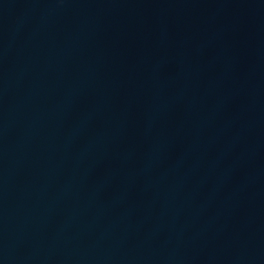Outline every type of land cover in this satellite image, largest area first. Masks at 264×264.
Segmentation results:
<instances>
[{
    "label": "water",
    "instance_id": "obj_1",
    "mask_svg": "<svg viewBox=\"0 0 264 264\" xmlns=\"http://www.w3.org/2000/svg\"><path fill=\"white\" fill-rule=\"evenodd\" d=\"M0 264H264V0H0Z\"/></svg>",
    "mask_w": 264,
    "mask_h": 264
}]
</instances>
